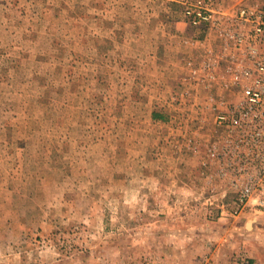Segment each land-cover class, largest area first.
Segmentation results:
<instances>
[{
  "label": "rangeland",
  "instance_id": "1",
  "mask_svg": "<svg viewBox=\"0 0 264 264\" xmlns=\"http://www.w3.org/2000/svg\"><path fill=\"white\" fill-rule=\"evenodd\" d=\"M190 1L0 0V264H264L182 84Z\"/></svg>",
  "mask_w": 264,
  "mask_h": 264
},
{
  "label": "built area",
  "instance_id": "2",
  "mask_svg": "<svg viewBox=\"0 0 264 264\" xmlns=\"http://www.w3.org/2000/svg\"><path fill=\"white\" fill-rule=\"evenodd\" d=\"M182 84L205 91L208 110L221 136L209 148L215 169L210 178L228 181L218 191L221 211L264 212V3L231 10L220 0H193L182 11ZM231 200H225L228 194ZM243 264H248L242 258Z\"/></svg>",
  "mask_w": 264,
  "mask_h": 264
},
{
  "label": "trees",
  "instance_id": "3",
  "mask_svg": "<svg viewBox=\"0 0 264 264\" xmlns=\"http://www.w3.org/2000/svg\"><path fill=\"white\" fill-rule=\"evenodd\" d=\"M154 115L156 116V117H160L161 115L160 114H158V113H154Z\"/></svg>",
  "mask_w": 264,
  "mask_h": 264
}]
</instances>
